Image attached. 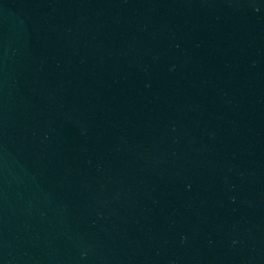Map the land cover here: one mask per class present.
<instances>
[{
	"label": "water",
	"instance_id": "obj_1",
	"mask_svg": "<svg viewBox=\"0 0 264 264\" xmlns=\"http://www.w3.org/2000/svg\"><path fill=\"white\" fill-rule=\"evenodd\" d=\"M0 264H264V0H0Z\"/></svg>",
	"mask_w": 264,
	"mask_h": 264
}]
</instances>
